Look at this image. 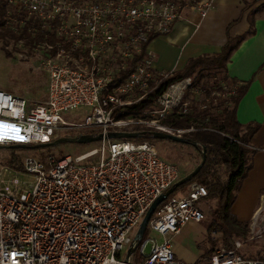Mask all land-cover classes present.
Here are the masks:
<instances>
[{
  "label": "built area",
  "instance_id": "built-area-1",
  "mask_svg": "<svg viewBox=\"0 0 264 264\" xmlns=\"http://www.w3.org/2000/svg\"><path fill=\"white\" fill-rule=\"evenodd\" d=\"M6 1L9 24L18 23L13 14L22 15L20 24L30 22L29 31L45 34L35 50L42 53L48 84L46 101L0 91V146L51 144L69 130L103 140L88 152L47 164L26 156L22 170L0 165V264H186L177 259L172 237L205 220L198 204L207 188L195 182L185 195L168 197L147 229L164 241L145 254L146 239L141 261L131 262L134 253L126 262L122 253L133 243L136 234H131L180 180L181 170L151 142L107 136L147 129L191 139L195 128L174 129L164 121L189 114L195 104L191 96L201 97L197 101L204 109L203 102L236 93L237 87L224 83L223 92L206 99L190 77L160 93L149 115L129 111L174 73L155 71L150 44L145 48L150 38L169 34L186 11L206 19L215 0ZM81 107H90L91 114L83 123L69 124L63 114ZM250 236L264 238V194ZM241 246L236 241L234 249L217 250L208 264H264L243 258Z\"/></svg>",
  "mask_w": 264,
  "mask_h": 264
},
{
  "label": "trees",
  "instance_id": "trees-1",
  "mask_svg": "<svg viewBox=\"0 0 264 264\" xmlns=\"http://www.w3.org/2000/svg\"><path fill=\"white\" fill-rule=\"evenodd\" d=\"M7 9V1L0 0V41L10 39L17 44L21 41L28 51L35 50L38 44L45 41V34L40 31H29L32 25L30 22L28 25L20 24L22 20L24 21L22 15L13 14L18 23L9 24ZM252 33L251 30L243 37H229L221 52L214 56H201L191 59L183 69L175 71L164 80L146 100L129 107V111L133 114H140L142 111L154 108L155 99L160 93L170 85L190 77L194 79V87L199 88L206 99L210 98L213 92H223L222 84L224 83L230 89L237 87L236 93L225 99L211 98L210 102H203L207 105L204 109L200 107L201 103L195 102L189 114L185 116L171 115L164 121L165 124L173 127L196 129L190 140V142L196 143V146L190 144L189 146H192L193 150L200 156L201 161L194 170L203 160V150L205 149L206 152V163L198 175L174 192L186 189L195 182L205 186L208 190L205 210H208L210 224L207 228L208 237L204 246V260L210 259L216 253L218 245L227 249H234L237 240L247 244L250 236V224L240 222L232 214V206L243 180L251 169V158L254 151L250 148V142L259 126H245L238 121L237 108L247 92L248 85H238L235 79H231L228 75L227 64L235 50ZM156 37L150 38L145 48ZM49 41H52V37L49 38ZM126 75L128 73L124 77ZM139 133H141V137L133 139L134 141H148L153 144L157 142L153 136L155 131L142 130ZM5 149L13 150L16 148L7 147ZM4 164L22 170V160L18 157L9 159ZM213 234H218L219 237L215 239ZM145 240L146 234L138 249ZM238 253L245 259H251L240 250Z\"/></svg>",
  "mask_w": 264,
  "mask_h": 264
},
{
  "label": "crops",
  "instance_id": "crops-1",
  "mask_svg": "<svg viewBox=\"0 0 264 264\" xmlns=\"http://www.w3.org/2000/svg\"><path fill=\"white\" fill-rule=\"evenodd\" d=\"M215 3V9L206 19L186 11L185 19L176 22L169 34L156 37L148 49L155 57V71L175 72L191 59L220 53L229 37L239 38L253 31L227 64L229 77L238 85H248L237 108L238 121L245 126H259L250 142L254 151L251 169L232 206V214L240 222L250 224L264 194V0H215ZM199 224L189 223L184 227L187 231H197L193 245L185 243V249H174L177 259L186 264L204 261L208 226ZM245 251L249 260L264 263V250L254 251L251 247Z\"/></svg>",
  "mask_w": 264,
  "mask_h": 264
},
{
  "label": "rangeland",
  "instance_id": "rangeland-1",
  "mask_svg": "<svg viewBox=\"0 0 264 264\" xmlns=\"http://www.w3.org/2000/svg\"><path fill=\"white\" fill-rule=\"evenodd\" d=\"M22 44L23 43L21 41L17 44L10 39H7L6 41H0V91L12 93L14 96H19L21 99L28 101H46L48 77L47 74L42 70V53H40L38 50L28 51V49L24 48V45ZM191 97L190 99L193 100V103L198 102L197 100H200L201 98H194L193 96L195 99L194 100ZM155 108L157 107L151 108L149 110ZM149 110L142 111L140 114L142 116L147 114L149 115ZM91 112L92 109L90 107H81L76 111L66 112L63 115L69 124L77 125L83 123L86 117L91 114ZM173 128L185 129L177 127ZM80 135L81 133L78 130L63 131L59 134V138L51 143V145L42 148L7 150L0 147V165L6 163L9 159L18 157L22 160L26 156H34L47 164L50 162L51 158L59 160L65 158L66 156L75 157L88 152L99 145V142L91 144H77L65 141L57 144V142L60 140L77 138ZM155 145L163 159L180 167V180L190 174L196 165L201 161L200 156L193 150L192 146L167 140H157ZM189 187L190 186L174 193V196L185 195L189 191ZM198 206H200V208H202L205 213V220L201 222L199 226L207 227L210 224V219L208 218V210H205V200L201 201ZM138 229L139 227L135 229V231L131 234V237H134ZM196 234L197 231H187L184 228L180 235L172 237L173 249H185V243H187V245L190 243L193 245L192 239L195 238ZM213 237L217 239L219 235L213 234ZM146 239L149 241V243L145 248V254H149L151 252L155 242L162 243L164 241V237L162 235L150 230H147L146 232ZM240 242H242V246L239 248V250L243 254H245L246 249H250L251 247L254 249V251L264 250V238L253 240L251 239V236H249L247 244L243 241ZM251 243H253L252 246L249 245ZM223 248L224 246H217V250ZM128 251L129 246L126 247L122 253L123 260L126 259ZM140 261L141 253L140 249H138L132 256L131 262L139 263ZM208 262L209 259H205L202 264H208Z\"/></svg>",
  "mask_w": 264,
  "mask_h": 264
},
{
  "label": "water",
  "instance_id": "water-1",
  "mask_svg": "<svg viewBox=\"0 0 264 264\" xmlns=\"http://www.w3.org/2000/svg\"><path fill=\"white\" fill-rule=\"evenodd\" d=\"M154 138L156 140H167V141H172L175 143H180V144H186V145H192V146H196V143H192L190 142L191 139L188 138H180L171 134H167L164 132H155L154 133ZM141 137V133H127V132H121V133H116V132H111L108 134L107 138L110 140H121V139H135ZM103 140V135H80L77 138H72V139H63L57 142V144H60L62 142H69V143H77V144H91V143H97ZM51 144H42V145H37V146H32V147H28L26 145L23 144H17L12 146L13 148L16 149H35V148H42V147H46L49 146ZM1 147V146H0ZM4 148V147H1ZM206 163V152L205 149L203 150V160L201 162V164L195 169L193 170L189 175H187L186 177H184L183 179H181L180 181H178L169 191H167L164 195H162L161 197H159L154 203L153 205L149 208L145 218L143 219L142 223L139 226V229L133 239V243L129 248L127 257L125 259V261L127 262L130 257L137 251L139 245L141 244V242L143 241V238L147 232L148 229V224L152 218V216L154 215V213L156 212L157 208L171 195L174 194L175 190L178 189L179 187L191 182L197 175L198 173L201 171L202 167L205 165Z\"/></svg>",
  "mask_w": 264,
  "mask_h": 264
}]
</instances>
